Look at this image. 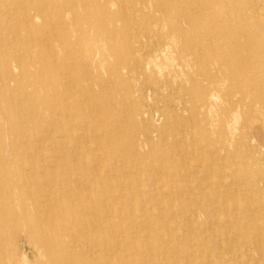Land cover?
<instances>
[{
  "label": "rangeland",
  "instance_id": "rangeland-1",
  "mask_svg": "<svg viewBox=\"0 0 264 264\" xmlns=\"http://www.w3.org/2000/svg\"><path fill=\"white\" fill-rule=\"evenodd\" d=\"M125 1L124 5L118 3V0L110 1L112 9L122 10L123 14L126 13L123 18L113 19L118 27L117 39L120 45L125 41V35L138 30V25H140L138 19L141 14L140 10H137V6L141 7V5L130 4L131 0ZM148 1L144 7L146 9L150 8L151 1ZM253 3L255 6L263 7L262 2L259 4L254 1ZM262 12L264 14V10ZM111 19L112 17L109 20ZM0 22L10 24L11 19L3 17L0 18ZM82 24L79 23L81 26ZM167 24L164 27V32H167ZM47 30L50 33L48 25L41 21L39 32L34 28L29 29V32L34 35ZM39 46H41L40 43L35 44V49ZM48 46L54 45L50 43ZM56 48L59 49L61 46ZM41 50L44 52L45 49ZM1 54L0 51V56ZM69 60L70 58L67 61ZM161 63L163 74L158 71L156 76L160 82L168 80L169 83L166 86L161 82V89L155 97V91L151 90L149 86L144 90V97L141 95L140 84L143 83L146 86L151 83L148 79L138 76L140 82L137 79L134 80L135 86L129 92H132L136 100L139 101V97L142 99L140 102L129 103L126 99V84L113 80L108 71L102 73L106 85L100 87L95 84L91 91H87L81 97V100L83 99L91 110L81 111V117H78L76 123L82 124H79L78 127L80 132L85 131L89 126L92 127L90 132L93 135H98H96L98 137L96 142L89 141V144H91L95 156L98 157L97 167L105 170L109 176L112 196L109 197L108 203H110V209L112 208V218L116 222L114 226L106 221L102 223L103 219L98 216V210L94 215L90 213L99 220L98 228L96 227L94 232L90 231L91 227L87 228L81 225L79 228L68 213L67 201H63L62 197L60 198L57 193H54V190L57 189L45 184L47 180L54 185H61L58 187L67 190V196H72L68 200L71 204L73 203V207L76 206L79 210H81L80 203H82L83 197H86L87 201L93 200L92 197L95 194L87 193L83 188V180L78 178L81 176H75L77 173L83 175L84 172L72 167L74 164L72 160L76 157L74 153H79V150L73 149L72 146L70 152L63 156V159L65 156L68 157L69 169H64L60 165L54 166L52 163L51 165L49 161H46L45 165L41 164V167L44 165L43 168L46 170L40 167L37 171L38 174L35 175L36 167L32 163L37 161L36 157L29 158L31 165L27 166L30 168L19 169L18 163L15 162L17 154L9 156L10 148L7 145L0 146L2 151L0 155V205L11 199L15 206L11 212L4 209V216L7 219L3 223L0 222V264H85L87 263L86 258L81 257L80 253L88 256L86 254L88 240H91V244L96 246L100 237L107 235L103 232L113 233L114 229L117 231L115 233L117 239L110 241L108 254L116 255L107 257L110 264H189V261L193 264H264V182L260 180L264 179V129L261 128L262 124L264 126V116L257 119L253 129H248L250 134L256 131L260 139H257L256 142H249L247 148L245 145L238 146L235 142L225 146L221 123L223 114L220 109L217 111L216 107L210 111L201 105L199 89L192 81L183 76L182 59L178 55L172 54L163 59ZM14 71L15 74H20L18 69ZM19 74L17 75L18 83L21 81ZM212 92H215L217 96L221 95L220 91ZM12 93L16 97L18 91L16 93L12 91ZM237 102V96L233 95L224 103L237 106ZM217 104L218 106L222 105L223 101L218 99ZM235 112L242 117L248 116L246 110L244 111L241 106H238L230 109L229 118ZM212 117L216 119V122L209 124V119ZM249 118L250 122L254 119L253 116H249ZM177 124L180 125V128ZM147 131L149 138L144 146L134 149V143L141 141ZM45 147L44 151L38 149L36 152L51 155L59 149L52 145ZM101 147H103L102 150ZM112 151H115L116 154L111 153ZM250 152L258 156L259 163L252 161ZM100 161L101 163H99ZM256 166L263 170V174L251 179L248 173L250 168L255 169ZM182 169L186 172L183 180L178 177ZM19 171L30 176V179L27 178L28 176L25 177L32 182L31 188L28 189L23 185L25 178L17 177ZM30 171L34 174L29 175ZM85 175L88 178L94 177L89 173ZM17 178L20 180L19 182ZM259 181L263 184L261 190L257 188ZM165 183L178 185V189L174 187V190L171 191L168 187L163 186ZM37 185H39L38 188H36ZM186 187H188L187 191ZM49 189L51 190L49 191ZM241 189L242 191H240ZM218 194L220 195L218 196ZM46 196L60 198L59 206L49 207ZM45 212L47 213L45 214ZM101 212L105 215L103 211ZM47 214H51L52 218L46 219L45 223H40L39 217H46ZM208 216L211 217L208 218ZM240 216L243 218L242 220ZM110 217L108 216V218ZM216 219L225 223H217ZM54 220L56 223L52 224L51 222ZM41 225L54 228L55 231L47 230L51 232L49 235L53 239L50 241L41 239L40 236H44V232L40 228ZM257 227L262 231L259 232ZM64 230L65 237L61 233ZM234 234L236 235L234 236ZM231 237L241 240L239 244L245 243V248L236 246L233 247L234 250H229L220 244L222 239ZM254 240H258L256 242L258 247L252 243ZM231 241L234 242V240ZM96 248L97 254L94 257L88 256L89 264H91L90 261L95 264L97 262L105 263L106 255L97 246Z\"/></svg>",
  "mask_w": 264,
  "mask_h": 264
},
{
  "label": "bare ground",
  "instance_id": "bare-ground-1",
  "mask_svg": "<svg viewBox=\"0 0 264 264\" xmlns=\"http://www.w3.org/2000/svg\"><path fill=\"white\" fill-rule=\"evenodd\" d=\"M110 1L0 0V18L11 19L10 24L0 22V51L2 53L0 56V146L7 145L10 148L9 156L17 154L15 162L18 163L19 169L27 170L29 167L27 165H31L29 158L36 157L37 161L32 163L36 167L34 169L35 175L38 174L37 171L40 169L41 164L46 161L54 166L60 165L64 169H69L68 157L65 156L63 159V156L70 152L72 146L73 149L79 150V153L73 152L76 157L72 160L74 162L72 167L82 170L84 174L79 175L77 173L75 175V170L74 175L81 176L78 178L83 180V188L87 193L95 194L92 197L93 200L87 201L85 200L86 197H83L82 203H80L81 210H79L76 206L73 207V203L71 204L68 200L72 196H67V190L58 187L61 185H54L47 180L45 184L57 189L54 190V193H57L58 197H62L63 201H67L66 208L74 223L79 228H81V225L87 228L91 227L90 231L93 230V232L99 225V220L92 216L95 211L99 210L98 216L103 219L102 223L106 221L113 226L116 224L111 215L112 208L110 209V203H108L112 192L109 176H107L105 170L103 171L97 167L96 160L98 157L95 156L94 150L89 144V141L96 142L98 135L95 134L96 132L93 135L90 132L92 127L89 126H86L85 131L80 132L78 127L82 124L79 123V125L76 120L81 117V111L91 110L86 102L83 99L81 100V97L87 91H91L95 84L100 87L106 85L102 77L103 71H108L113 80L126 84L127 101L136 103L140 102L142 97H139L138 101L134 98L132 92H129L135 86L133 81L137 79L140 82L138 76L148 79L151 84L145 86L141 83L139 92L144 97V90L149 86L151 90L155 91L154 97L157 96V92L161 89V82L166 86L169 83L168 80L160 82L156 76L158 71L163 74L161 61L172 54L178 55L182 59L181 70L183 76L192 81L200 91L201 105L210 111L216 107L217 111L220 109L221 114H223L221 123L225 146L235 142L238 146L245 145L246 147L249 142H256L257 139H260L256 131L250 134L248 129H253L257 119L264 116V14L262 12L264 10V0H150L149 9L144 8L149 2L148 0H131L130 4L138 3L141 5V7L137 6V10H140L141 14H139L140 18L138 19L140 25H138V30L125 35L126 39L122 45L117 39L118 27L114 23V18H123L126 13L123 14L122 10L112 9ZM254 1H257V3L262 2L263 7L261 5L260 7L255 6ZM118 3L124 5L126 1L118 0ZM23 15L25 16L23 17ZM111 17L112 19L109 20ZM41 21L48 25L50 33L48 30L38 33L41 29ZM79 23H83L82 26ZM166 23H168V29L167 32H164ZM32 28L38 31L34 35L29 32V29ZM39 43L41 46L35 49V44ZM50 43L54 46L49 47ZM58 46H61V48L57 49ZM41 49H45L44 52ZM67 58H70V60L67 61ZM15 69L20 72V74L18 73L19 76L21 75L20 83H18V74L14 73ZM12 91L14 93L18 91L16 97L13 96L15 94ZM212 91H220L221 95L217 96ZM233 95L237 96V106L235 104L226 105L224 102ZM218 99L223 101L222 105L218 106ZM238 106H241L244 111L246 110L248 116L242 117V115L235 112L229 118L230 109ZM249 116H253L255 120L252 119L250 122ZM215 122L216 119L213 117L209 119V124ZM177 125L180 128V125ZM261 128L264 129L263 124ZM148 138L149 133L147 131L141 141L134 143V149L144 146ZM49 144L52 147L57 146L59 149L51 155L36 152L38 149L44 151L45 146H50ZM99 145L101 146L102 143L100 142ZM254 146L257 147V145ZM34 152H36L35 155ZM111 153L116 154L115 151ZM1 154L2 151L0 150ZM249 155H251L252 161L259 163L256 154L250 152ZM44 165L41 169L46 170L43 168ZM250 169L248 175L251 179L263 174V170L259 167ZM34 173L30 171L28 174L32 175ZM86 173L93 174L94 177L88 178L85 175ZM185 174L186 172L182 169L178 177L183 180ZM19 176L25 178L23 185L28 189L31 188L32 182L27 180V178L30 179V176L20 171L17 174V177ZM260 180L264 182V179ZM17 181L20 180L17 178ZM163 186L168 187L171 191L174 190V187L178 189V185L175 184L165 183ZM257 188L259 190L263 188L260 181ZM187 189L188 187L185 190L187 191ZM36 198L38 197L36 196ZM60 198L49 196L46 202L51 208L58 207ZM14 207L11 199L1 203V223L7 219L4 216V209L11 212ZM53 215H55L54 212ZM108 216L111 217L108 218ZM210 217L208 216V218ZM253 217H255L254 214ZM50 218H52L51 214H47L46 217L41 216L39 222L45 223V220ZM240 218L243 219L241 216ZM54 221L51 223L55 224L56 221ZM216 222L225 223L217 219ZM40 228L44 232V236H40L41 239L44 241L53 239L49 235L51 232L47 230L55 231L54 228L44 227L43 225ZM116 232L115 229L113 233L103 232L107 235L100 237L99 243H96L98 249L106 255L103 264H110L107 257L116 255L108 254L110 241L117 239ZM61 233L65 237V230ZM235 238H226V241L222 239L223 241L221 240L220 244L226 246L229 250H234L233 247L236 246H244L245 248L246 244H239L241 240ZM231 240H234V242ZM256 242L258 240L252 241L258 247ZM88 243L86 254L94 257L97 254V248L91 244V240H88ZM261 252L263 253V251ZM194 253L196 254V251ZM80 256L86 258L87 263L85 264H89L88 256L82 253H80ZM109 259L111 258L109 257ZM261 259L263 260V257ZM90 262L95 264L92 261ZM96 264L100 263L97 262ZM189 264L193 263L189 261Z\"/></svg>",
  "mask_w": 264,
  "mask_h": 264
}]
</instances>
